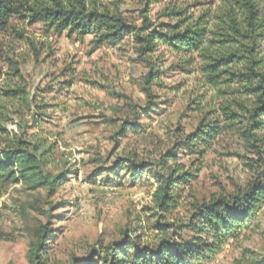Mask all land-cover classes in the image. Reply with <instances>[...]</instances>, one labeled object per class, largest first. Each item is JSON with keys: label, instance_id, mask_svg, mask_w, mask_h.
<instances>
[{"label": "rangeland", "instance_id": "374dc122", "mask_svg": "<svg viewBox=\"0 0 264 264\" xmlns=\"http://www.w3.org/2000/svg\"><path fill=\"white\" fill-rule=\"evenodd\" d=\"M87 2L119 13L129 25L141 27L146 18L152 29L162 32V25L171 26L186 16L197 18L206 11L212 14L220 4L219 0ZM184 10L182 17L170 16L171 11ZM96 35L94 31L57 36L41 23L28 26L15 18L0 29V89H23L27 94V99L0 98V149L17 140L53 146L44 170L65 176L51 197L45 189L29 190L21 183L0 185V264H30L29 246L42 225L49 234L40 264L94 260L109 244L123 241L133 252L134 235L140 234L141 245L169 237L171 231L161 235L151 218L156 180L168 176L169 167H181L188 174L187 182L174 191L175 209L160 219L174 224L179 232L176 240L196 236L181 228L196 204L230 197L258 177L264 180V156L251 153L236 134L225 130L207 147L194 145L195 152L183 147L174 152L173 161L161 165L201 120L217 116L216 91L203 81L196 55L157 43L144 56L159 73L151 83L153 103L148 106L143 88L148 68L138 56L134 35L123 34L114 46H95ZM12 68L18 69L19 78ZM124 121L135 128L115 139ZM123 158L150 167L131 176L129 164L119 165ZM194 264H264V204L218 254Z\"/></svg>", "mask_w": 264, "mask_h": 264}, {"label": "trees", "instance_id": "16d2710c", "mask_svg": "<svg viewBox=\"0 0 264 264\" xmlns=\"http://www.w3.org/2000/svg\"><path fill=\"white\" fill-rule=\"evenodd\" d=\"M149 2V0H140ZM214 13L203 12L197 18L190 16L173 25H162L165 30L152 29L144 18L142 26L129 25L117 12L107 8L100 10L87 0H0V29L8 27L11 19L25 21L28 26L38 23L57 36H84L97 32L93 43L117 45L123 34L134 35L138 56L148 68L143 88L147 105L153 103L150 86L159 75L145 59L161 43L172 51L195 56L203 81L215 89L219 102L209 122L201 120L193 133L185 136L162 160L161 165L173 161L174 152L201 144L207 147L223 130L234 133L246 149L262 158L264 156V0H219ZM186 11H171L170 16L182 17ZM192 20L191 23L189 21ZM19 78L17 68H12ZM27 97L25 90H2L0 98L8 100ZM27 99V98H26ZM148 106L144 109L148 111ZM214 113V112H213ZM135 126L124 121L114 137L123 136ZM31 147V148H30ZM53 146L45 143L31 145L22 140L9 143L0 149V185L23 184L29 190L45 189L48 196L56 193L64 183L63 173L52 175L44 168L52 158ZM262 160V159H261ZM258 163V162H257ZM121 164H129L131 176L144 173L150 165L137 164L123 158ZM117 164V168L119 169ZM130 168V169H129ZM180 173L176 176V174ZM152 193L154 213L153 228L160 234L171 231L169 237L159 238L145 245L140 244V234L134 235L129 250L127 241L109 244L94 260L72 259L69 264H194L209 261L221 247L233 237V233L251 221L264 204V180H250L243 189H237L230 197L196 204L189 220L181 228L195 233L192 239L177 234L173 223H161L160 219L173 211L177 204L174 191L186 183L188 174L181 167H169L168 176H160ZM152 210V209H150ZM141 230V228H138ZM137 233V231H133ZM49 234L46 225L35 232L36 241L28 250L30 264L41 263L44 239ZM163 235V234H161Z\"/></svg>", "mask_w": 264, "mask_h": 264}]
</instances>
